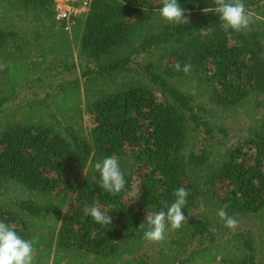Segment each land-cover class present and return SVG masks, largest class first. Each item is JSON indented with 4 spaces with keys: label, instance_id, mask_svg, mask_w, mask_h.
<instances>
[{
    "label": "trees",
    "instance_id": "trees-1",
    "mask_svg": "<svg viewBox=\"0 0 264 264\" xmlns=\"http://www.w3.org/2000/svg\"><path fill=\"white\" fill-rule=\"evenodd\" d=\"M178 3L190 12L185 25L160 16L162 0H91L65 31L53 0H0V221L36 241L34 264H257L264 0H243L253 22L228 32L215 0ZM136 59L140 67L130 69ZM177 62L190 63L191 72L175 71ZM13 64L42 75L63 65L79 78L8 106L6 94L17 90ZM217 111L243 115V140L229 144ZM108 156L125 173L116 195L92 167ZM181 187L186 224H169L162 241L145 240L146 216L166 212ZM85 206L112 223L94 222ZM221 207L239 221L233 231L219 217L228 232L223 244L207 216Z\"/></svg>",
    "mask_w": 264,
    "mask_h": 264
},
{
    "label": "clouds",
    "instance_id": "clouds-1",
    "mask_svg": "<svg viewBox=\"0 0 264 264\" xmlns=\"http://www.w3.org/2000/svg\"><path fill=\"white\" fill-rule=\"evenodd\" d=\"M215 5L225 32L230 29L233 31L246 30L253 22L243 0H215ZM159 11L160 16L169 23L185 25L189 22L190 12H186L178 3V0H162V7ZM173 67L175 71H183L185 74L190 73L192 70L190 63L181 66L177 62ZM129 163L132 162L129 161ZM92 167L99 173L100 186L108 193L116 195L125 189V173L121 169L117 157H105L95 162ZM133 195L137 199L139 198V187L134 189ZM174 195L176 197L175 201L170 206L165 204L166 212L159 211L146 216L145 240L162 241L165 238V231L169 224L174 230L186 224L187 217L183 214L182 209L185 208L187 203L188 192L181 187L175 190ZM83 213L85 216H90L98 224L108 225L112 223L111 216L97 206H85ZM217 215L224 220L227 228L234 231L239 226V221L234 216L228 215L223 207L217 210ZM139 228L145 229V224L141 223ZM35 243L34 239L21 238L12 226L0 221V264H34Z\"/></svg>",
    "mask_w": 264,
    "mask_h": 264
},
{
    "label": "rangeland",
    "instance_id": "rangeland-1",
    "mask_svg": "<svg viewBox=\"0 0 264 264\" xmlns=\"http://www.w3.org/2000/svg\"><path fill=\"white\" fill-rule=\"evenodd\" d=\"M6 23H9V17L4 19ZM15 23L19 22L17 19H14ZM28 20L22 22L24 25ZM140 58V57H138ZM19 64V63H18ZM18 64H13L10 67L9 74L13 76V83L16 87V92L7 93L6 105L8 106H15L20 102L29 101L31 98L42 99L45 96V93L48 91H52L55 87L64 84L68 81H74L78 76V69H70L69 71L63 72V65H51L50 67L44 68V74L40 71H34L33 74L27 72L26 70L23 71L22 67ZM140 59H136L135 61H130L128 67L130 69H137L140 67ZM39 76H44L45 79L43 82L38 80ZM33 92H36L35 95ZM222 117V123L228 127L230 130L231 139L229 144L237 143L243 140L244 134V127L247 125V121L240 113H229L223 111H217ZM88 125V122H86ZM15 193V192H13ZM16 194V193H15ZM209 219L212 220L215 229L217 231V239L220 244H223L225 240L228 238V232L225 231L221 227V219L219 216L210 214L207 215ZM261 221L264 222V217H260ZM263 232L257 230V224L255 227V242L258 245V258L257 264H264V234ZM158 248L155 245L149 246L147 252L150 254L156 253Z\"/></svg>",
    "mask_w": 264,
    "mask_h": 264
},
{
    "label": "built area",
    "instance_id": "built-area-1",
    "mask_svg": "<svg viewBox=\"0 0 264 264\" xmlns=\"http://www.w3.org/2000/svg\"><path fill=\"white\" fill-rule=\"evenodd\" d=\"M91 0H53L55 20L69 31L74 20L84 15Z\"/></svg>",
    "mask_w": 264,
    "mask_h": 264
},
{
    "label": "crops",
    "instance_id": "crops-1",
    "mask_svg": "<svg viewBox=\"0 0 264 264\" xmlns=\"http://www.w3.org/2000/svg\"><path fill=\"white\" fill-rule=\"evenodd\" d=\"M49 262V264H51V261H48Z\"/></svg>",
    "mask_w": 264,
    "mask_h": 264
}]
</instances>
